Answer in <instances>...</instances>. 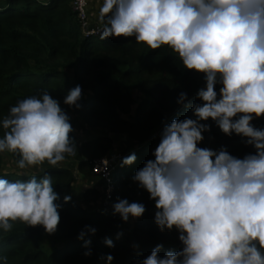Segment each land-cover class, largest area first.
<instances>
[{"label": "clouds", "instance_id": "1", "mask_svg": "<svg viewBox=\"0 0 264 264\" xmlns=\"http://www.w3.org/2000/svg\"><path fill=\"white\" fill-rule=\"evenodd\" d=\"M98 19L101 40L134 37L152 50L166 45L206 81L197 93L202 104L186 103V93L178 99L191 106L195 119L165 123L154 160L134 174L155 201V223L162 232L176 229L183 244L163 257V245H157L142 264H264V129L252 123L264 118V0H103ZM82 91L79 85L71 89L64 104L79 108ZM209 119L225 135L246 138L255 154L241 159L225 148L199 147L210 131L202 121ZM0 128V153L18 154L20 169L44 162L56 167L76 155L70 118L47 92L18 101L0 119ZM136 159L132 153L121 166ZM58 199L48 175L27 182L0 178V231L9 233L20 222L54 234L61 220ZM113 209L125 223L146 211L127 199ZM85 237L81 231L78 239L91 256ZM105 243L115 247L111 239ZM113 259L107 255L109 264ZM0 261L8 264L7 256Z\"/></svg>", "mask_w": 264, "mask_h": 264}, {"label": "trees", "instance_id": "2", "mask_svg": "<svg viewBox=\"0 0 264 264\" xmlns=\"http://www.w3.org/2000/svg\"><path fill=\"white\" fill-rule=\"evenodd\" d=\"M77 85L83 90L79 108L64 104L67 93ZM220 87L217 84L218 94ZM201 88H206L204 74L186 69L178 54L166 45L152 50L134 37L101 40L86 34L73 0H0V119L18 101L47 92L60 102L72 128L80 121L85 127L105 132L79 141L73 129L70 138L76 155L66 157L56 167L44 162L20 169L18 154L0 153V178L9 182L39 180L44 175L52 178L61 217L54 234H48L43 226L28 227L20 222L9 233L0 231V256H7L8 264H109L107 255L111 254V264H142L157 245H163L161 257L182 250L179 232L160 230L155 223V201L133 177L146 161L154 160L165 123L195 119L191 106H181L178 99L186 93V103L202 104L197 99ZM202 123L209 125L210 131L203 133L199 147L214 151L225 148L241 159L255 154L246 138L225 135L211 119ZM252 123L264 129V118ZM115 134L131 142L116 163L114 196L105 210L87 208L71 194L77 173L92 175L95 162L110 156L114 146L111 135ZM132 153L137 157L135 163L121 166L123 158ZM6 157L10 163L6 164ZM65 196L71 197L67 203ZM101 196L92 185L83 193L84 200L97 202L98 207ZM120 199L142 203L145 214L139 219L130 217L125 223L113 214V205ZM86 226L95 228L96 234ZM81 231L91 240V256L84 255L88 249L78 239ZM106 238L113 241L114 248L106 245Z\"/></svg>", "mask_w": 264, "mask_h": 264}, {"label": "rangeland", "instance_id": "3", "mask_svg": "<svg viewBox=\"0 0 264 264\" xmlns=\"http://www.w3.org/2000/svg\"><path fill=\"white\" fill-rule=\"evenodd\" d=\"M98 16H99V13H95V15H91V10H90V19L92 21V23L95 25V26H98V27H101V24L99 22V19H98ZM78 121V120H77ZM75 122V121H74ZM75 123H77V126L75 125ZM74 123V133L75 135L77 136V139L79 141H83L84 139H93V138H96L98 137L99 135H102V134H105L104 131H97V130H94V129H90L89 127H85L82 125V123L80 121L78 122H75ZM112 139L114 140V146H113V150L110 154V156L108 157H111V156H118V157H121L122 154L125 153V151L127 150L128 148V145L130 144V140L128 138H126L125 136H122V135H118V134H115V135H111ZM5 162L7 164V162L10 163V161L8 160V158L6 157L5 159ZM77 173V172H76ZM84 178L86 179H90V180H84ZM94 186V187H104V183L101 182L96 176L94 175H90V176H81L77 173V179H76V182H75V185H74V190H72L71 194L73 197H75L77 200H80L82 201V203L84 204V206H86L87 208L91 207V208H99V209H102V210H105L107 208V204L104 203V200L102 199L103 197L101 196V200L102 201H99V207L97 206V202H93V203H89L87 202L86 200H84L83 198V193L85 191V188L88 187V186ZM98 189V188H97ZM100 190V189H99ZM101 191V190H100ZM101 194H102V191H101ZM132 225H130L129 227H131ZM129 229H127L128 231Z\"/></svg>", "mask_w": 264, "mask_h": 264}, {"label": "built area", "instance_id": "4", "mask_svg": "<svg viewBox=\"0 0 264 264\" xmlns=\"http://www.w3.org/2000/svg\"><path fill=\"white\" fill-rule=\"evenodd\" d=\"M93 0H73L74 10L77 12L83 31L88 35L100 36L101 27L95 26L90 19V10ZM120 157H111L97 160L93 167L92 175L96 176L104 187H97L102 191L104 203L107 204L114 196L116 190L114 173L116 163Z\"/></svg>", "mask_w": 264, "mask_h": 264}, {"label": "crops", "instance_id": "5", "mask_svg": "<svg viewBox=\"0 0 264 264\" xmlns=\"http://www.w3.org/2000/svg\"><path fill=\"white\" fill-rule=\"evenodd\" d=\"M102 4H103L102 1L93 0L91 5V15H95V13H99V8L101 7ZM84 180H90V179L84 178Z\"/></svg>", "mask_w": 264, "mask_h": 264}]
</instances>
